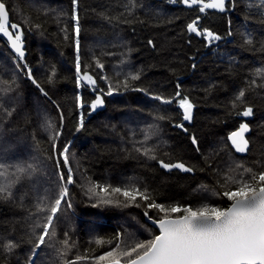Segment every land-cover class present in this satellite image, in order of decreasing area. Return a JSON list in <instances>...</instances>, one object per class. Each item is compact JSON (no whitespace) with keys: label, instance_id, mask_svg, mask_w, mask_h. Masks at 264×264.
Segmentation results:
<instances>
[{"label":"trees","instance_id":"1","mask_svg":"<svg viewBox=\"0 0 264 264\" xmlns=\"http://www.w3.org/2000/svg\"><path fill=\"white\" fill-rule=\"evenodd\" d=\"M1 1L20 26L25 55L21 60L0 34V164L7 172L0 176V186L7 187L0 194V264H64L77 257H87L77 264H94L117 243L124 250L157 235L144 213L153 219L162 214L149 203L226 208L230 202L222 193L236 187L230 178L239 179L244 169L264 170L261 0H231L227 13H200L179 0ZM192 21L221 39L209 43L190 33ZM77 55L81 72L95 76L106 103L88 118L77 96L86 103L93 94L77 85ZM242 90L245 96L237 99ZM184 97L193 105L190 123L179 106ZM248 107L253 115L239 118ZM243 120L251 127L249 147L239 153L227 135ZM144 148L151 149L148 155ZM159 160L180 161L193 173L165 171ZM17 166L27 169L16 173L18 180L12 175ZM69 169L72 184L66 183ZM132 186L149 199L111 194L112 187ZM63 187L69 195L50 228L55 235L34 255ZM9 241L16 244L11 252L4 248Z\"/></svg>","mask_w":264,"mask_h":264},{"label":"snow or ice","instance_id":"2","mask_svg":"<svg viewBox=\"0 0 264 264\" xmlns=\"http://www.w3.org/2000/svg\"><path fill=\"white\" fill-rule=\"evenodd\" d=\"M77 0H73L75 5ZM185 5L194 6L199 5V12L204 13L207 9H216L224 12L227 7L226 0H182ZM259 7L264 8V0H261ZM73 20L76 21L75 32L77 35V53H79V33L81 31L79 26V18L73 10ZM199 19V18H198ZM197 21L187 25L188 31L204 36L209 42L217 41L221 37L214 34L210 30H199L197 28ZM0 34L7 37L11 44V48L15 51L18 57L23 60L24 51L21 45V31L20 26L15 23H10L9 13L3 2H0ZM231 34V33H230ZM67 38V37H66ZM250 43L251 41H246ZM151 43V42H150ZM98 67H103L98 62ZM258 73L264 70H257ZM77 85H82L86 81L88 85L95 86L96 81L87 72L81 73V63L79 55H77L76 63ZM31 77V71H29ZM132 79H138L137 76H132ZM125 81V87H127ZM112 88H109L107 94H111ZM46 94V93H45ZM177 96L180 93L177 92ZM245 96L242 90L237 99ZM156 99H162L156 97ZM78 106L83 107L81 98L77 96ZM163 103H171L170 100H163ZM103 100L101 96L97 95L91 107L96 109L97 106L102 105ZM179 106L183 109L184 120L192 118L193 105L189 102L187 97L180 99ZM8 115H11L9 112ZM243 117L253 115L251 107L245 108L242 113ZM83 118H81V126ZM51 127V125H49ZM182 127V125H177ZM249 131L247 123H241L238 130L232 132L228 139L231 141L235 150L239 153H244L248 150L249 142L245 138V133ZM56 137L59 133L55 134ZM193 144L197 141L193 138ZM56 148L55 143L53 149ZM141 149H137L140 151ZM68 149L65 147L61 155L64 156V164H68L67 153ZM151 149L144 148L143 154L148 155ZM151 159H156L153 155ZM165 169L178 168L182 171H192L186 168L183 163H176L174 165L160 162ZM32 168V165H28ZM0 168H5V165L0 164ZM27 169L17 166L16 173H24ZM247 173V177L245 176ZM5 171L0 172V176L6 175ZM18 180L19 177L16 176ZM61 181L65 177L61 175ZM231 182L236 185L233 190H228L222 193L224 197L230 202L228 207L221 208L219 206H212L208 203H203L199 207L181 206L179 204H172L165 206L158 204L155 201L148 204L149 208L157 209L162 215L154 223L158 226L159 234L152 239L144 242H137L134 246L127 247L121 250V246L117 243L116 247L102 255L94 258V264H264V170L253 171L252 169H244L240 174V178H230ZM74 182L71 169H69L66 183L72 184ZM15 183V180L12 181ZM10 187V185L8 186ZM7 191L6 186H0V194ZM89 191H93L89 189ZM100 191L109 193L108 187H101ZM11 193H9L10 195ZM93 194L98 195V192ZM111 194H119L127 200L135 202L137 197L142 200H148L149 196L140 191L139 188L132 187H112ZM69 192L67 187H63L59 192L58 197L51 204L50 214L47 216V223L43 224V231L38 237V242L32 249L33 254L41 248L46 242V237L54 236L55 233H50V228L53 225L54 218L61 210L62 203L68 197ZM104 203H112L110 199H105ZM139 206V205H137ZM68 207L71 204L68 203ZM38 210L43 211V208ZM147 216L148 213L145 212ZM39 226V225H38ZM68 234L65 233V236ZM64 245L69 246L68 240L63 241ZM101 241H97L100 244ZM16 247V244L9 241L4 245L6 251ZM67 252H62V256H66ZM32 259L31 257L29 258ZM87 259V257H77L76 260H66L64 264H77V261Z\"/></svg>","mask_w":264,"mask_h":264},{"label":"water","instance_id":"3","mask_svg":"<svg viewBox=\"0 0 264 264\" xmlns=\"http://www.w3.org/2000/svg\"><path fill=\"white\" fill-rule=\"evenodd\" d=\"M166 1H174V0H166ZM229 1H231V0H226V3H227V7H226V10L224 11V12H220L219 10H216V9H207L206 11H216V12H219V13H227L228 12V3H229ZM0 2H2L1 0H0ZM205 2H207V0H205ZM179 5H181V6H184V7H186V8H191V7H199V5H194V6H188V5H185L183 2H182V0H180L179 1V3H178ZM7 10V9H6ZM9 17H10V15H9ZM193 22V21H192ZM191 22V23H192ZM10 23H13L11 20H10ZM198 28V27H197ZM188 29V28H187ZM200 30V29H199ZM190 33H193V32H190ZM194 35H196V36H198V37H201L200 35H197L196 33H193ZM1 36L6 40V42L8 43V45H9V47L11 48V44H10V42L8 41V39H7V37H4L2 34H1ZM21 45H22V50L24 51V53H25V49H24V42L21 40ZM12 49V48H11ZM13 50V49H12ZM14 51V50H13ZM14 53H15V51H14ZM16 54V53H15ZM84 72H87L89 75H91L92 77H93V79L96 81V85L95 86H92V85H88L87 84V82L86 81H84V82H82V84L85 86V87H88L89 89H90V92L93 94V98L89 101V102H86V103H83V106H85V107H88V110H87V118H88V116L89 115H92V114H95V113H97V112H99V111H101V110H103L104 108H105V105H106V103H105V100H104V96H103V94L101 93V92H99L98 90H97V85H98V83H97V80H96V78H95V76H93L89 71H84ZM84 72H81L82 74L84 73ZM97 95H99V96H101V98H102V100H103V104L102 105H99V106H97L96 107V109H92V107H91V105H92V103H93V101L96 99V97H97ZM243 112V111H242ZM241 112V113H242ZM238 117L239 118H243V119H247L248 117H243L242 115H238ZM193 120V112H192V118L190 119V120H185L186 122H188V123H190L191 121ZM241 123H247L245 120H243L242 122H240L239 123V125L237 126V128H235L234 130H232L231 132H229L228 133V135H227V138L229 137V135L232 133V132H234V131H236V130H238L239 129V127H240V124ZM248 124V123H247ZM248 126H249V131L247 132V133H245V138L248 140V138H247V135L250 133V129H251V127H250V125L248 124ZM228 141H229V143L232 145V143H231V141L228 139ZM249 142V141H248ZM232 147L235 149V147L232 145ZM161 160H159L158 161V164H159V166H160V168H162V169H164L165 171H169V170H172V169H176V170H178V171H180V172H182V173H193V170L192 171H182L181 169H178V168H171V169H165V168H163L162 166H161ZM164 162V161H163ZM164 163H166V164H170V165H174V164H176V163H182V162H180V161H175V162H172V163H167V162H164ZM184 165H185V167L186 168H190V169H192L191 167H189L188 165H186L185 163H183ZM228 207V206H227ZM144 218H145V220L148 222V223H150L152 226H154L156 229H157V231H158V233H157V235L159 234V229H158V226L154 223V221L155 220H158V219H153V218H151L149 215H145V213H144Z\"/></svg>","mask_w":264,"mask_h":264},{"label":"rangeland","instance_id":"4","mask_svg":"<svg viewBox=\"0 0 264 264\" xmlns=\"http://www.w3.org/2000/svg\"><path fill=\"white\" fill-rule=\"evenodd\" d=\"M180 1V0H179ZM186 206H189V205H186Z\"/></svg>","mask_w":264,"mask_h":264},{"label":"built area","instance_id":"5","mask_svg":"<svg viewBox=\"0 0 264 264\" xmlns=\"http://www.w3.org/2000/svg\"><path fill=\"white\" fill-rule=\"evenodd\" d=\"M27 68H28V66H27Z\"/></svg>","mask_w":264,"mask_h":264}]
</instances>
